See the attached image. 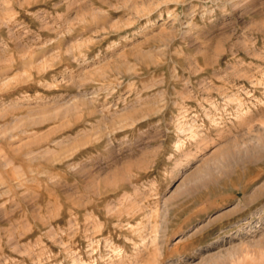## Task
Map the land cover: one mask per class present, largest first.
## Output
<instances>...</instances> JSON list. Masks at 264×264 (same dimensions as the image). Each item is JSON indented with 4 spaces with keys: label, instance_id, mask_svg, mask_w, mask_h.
Masks as SVG:
<instances>
[{
    "label": "rangeland",
    "instance_id": "1",
    "mask_svg": "<svg viewBox=\"0 0 264 264\" xmlns=\"http://www.w3.org/2000/svg\"><path fill=\"white\" fill-rule=\"evenodd\" d=\"M0 264H264V0H0Z\"/></svg>",
    "mask_w": 264,
    "mask_h": 264
},
{
    "label": "bare ground",
    "instance_id": "2",
    "mask_svg": "<svg viewBox=\"0 0 264 264\" xmlns=\"http://www.w3.org/2000/svg\"><path fill=\"white\" fill-rule=\"evenodd\" d=\"M256 168H257V166H256ZM253 170H255V167L249 168L248 170L247 169L246 170L245 169H240V170L238 169L237 170V172L234 174V178H232L235 182H239L243 178H248V179H247V182L244 183L243 187L236 190V191L240 190L243 194H246L248 192L251 183L261 175V173L259 171L256 172L255 174L251 175V172Z\"/></svg>",
    "mask_w": 264,
    "mask_h": 264
}]
</instances>
